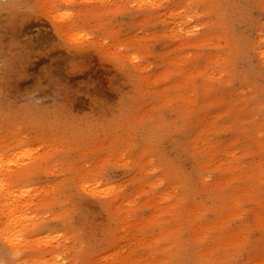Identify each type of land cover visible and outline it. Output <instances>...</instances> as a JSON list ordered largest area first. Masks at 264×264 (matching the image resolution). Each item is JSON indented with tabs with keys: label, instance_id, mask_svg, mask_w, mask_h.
Segmentation results:
<instances>
[{
	"label": "rangeland",
	"instance_id": "374dc122",
	"mask_svg": "<svg viewBox=\"0 0 264 264\" xmlns=\"http://www.w3.org/2000/svg\"><path fill=\"white\" fill-rule=\"evenodd\" d=\"M0 177V264H264V0H0Z\"/></svg>",
	"mask_w": 264,
	"mask_h": 264
},
{
	"label": "bare ground",
	"instance_id": "6f19581e",
	"mask_svg": "<svg viewBox=\"0 0 264 264\" xmlns=\"http://www.w3.org/2000/svg\"><path fill=\"white\" fill-rule=\"evenodd\" d=\"M21 175H25L27 173V169L19 171ZM4 180H2V177H0V201L8 199L12 192L14 191L11 187H5L4 186ZM5 206L4 204L0 203V206ZM14 220H10L11 224L2 228V220H0V235L3 233V237L11 241L12 243L16 242V238L14 234L12 233L11 225L14 226L16 223L13 222ZM20 223V222H19ZM15 252L13 250H7L6 243L2 240L0 241V255L4 256V259H10L14 256ZM10 264H12L10 262ZM16 264V263H14Z\"/></svg>",
	"mask_w": 264,
	"mask_h": 264
}]
</instances>
